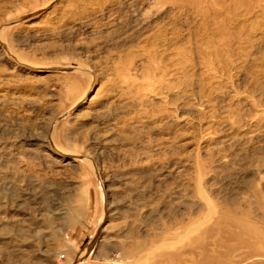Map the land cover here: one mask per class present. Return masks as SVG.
<instances>
[{
	"label": "rangeland",
	"instance_id": "rangeland-1",
	"mask_svg": "<svg viewBox=\"0 0 264 264\" xmlns=\"http://www.w3.org/2000/svg\"><path fill=\"white\" fill-rule=\"evenodd\" d=\"M0 264H264V0H0Z\"/></svg>",
	"mask_w": 264,
	"mask_h": 264
},
{
	"label": "built area",
	"instance_id": "built-area-1",
	"mask_svg": "<svg viewBox=\"0 0 264 264\" xmlns=\"http://www.w3.org/2000/svg\"><path fill=\"white\" fill-rule=\"evenodd\" d=\"M59 258L60 259H65L66 258V254H60Z\"/></svg>",
	"mask_w": 264,
	"mask_h": 264
},
{
	"label": "crops",
	"instance_id": "crops-1",
	"mask_svg": "<svg viewBox=\"0 0 264 264\" xmlns=\"http://www.w3.org/2000/svg\"><path fill=\"white\" fill-rule=\"evenodd\" d=\"M78 238H80V237H78ZM81 239V238H80ZM79 240V239H78Z\"/></svg>",
	"mask_w": 264,
	"mask_h": 264
}]
</instances>
